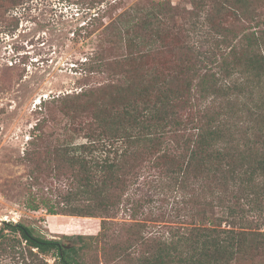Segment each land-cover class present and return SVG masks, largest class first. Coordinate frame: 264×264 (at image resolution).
Masks as SVG:
<instances>
[{
  "label": "trees",
  "instance_id": "1",
  "mask_svg": "<svg viewBox=\"0 0 264 264\" xmlns=\"http://www.w3.org/2000/svg\"><path fill=\"white\" fill-rule=\"evenodd\" d=\"M229 2L193 0L187 11L192 18L205 13L204 23L218 36L211 33L220 62L214 52L201 56L185 47L184 28L172 23L177 7L169 1L145 0L134 6L140 17L132 18V12L117 17L114 30L127 54L115 70L110 68L116 79L41 102L47 113L58 110L70 119L63 142L47 152L49 160L53 157L59 163L57 178L62 177L60 170L69 169L67 189L55 203L37 201L34 196L25 203L28 210L42 208L49 216L97 219L99 231L65 236L81 243L79 248L66 249L59 241L35 236L19 222H3L0 256L10 255L25 264H49L46 257H52L54 264H82L89 247L84 240H90V248L106 243L108 220L116 215L129 187L150 169L155 173V183L150 185L156 193L180 196V200L159 199L171 206L173 224H178L159 231L157 237L137 235L122 246H110L111 257L122 260L130 256V249L141 246L142 253L126 259V264H251L256 258L264 264L260 223L264 210V17L249 4L243 6L244 0L234 1L239 6ZM160 55L169 59L160 60ZM148 58L158 65L146 67L143 63ZM106 67L96 58L90 72ZM255 90L261 94L246 120L252 129L240 127L243 122L235 121L231 107L226 111L201 106L210 96L231 102L245 93L252 97ZM242 106L241 112L250 108L247 102ZM35 127L39 134L31 145L36 150L26 153L28 163L46 139L40 126ZM81 136L86 141L73 144ZM200 196H210L211 202L201 204ZM147 203L143 198L136 204L142 208ZM139 207L132 216L140 212ZM208 208H217L220 215L208 216ZM22 243L23 251L18 250Z\"/></svg>",
  "mask_w": 264,
  "mask_h": 264
},
{
  "label": "rangeland",
  "instance_id": "2",
  "mask_svg": "<svg viewBox=\"0 0 264 264\" xmlns=\"http://www.w3.org/2000/svg\"><path fill=\"white\" fill-rule=\"evenodd\" d=\"M144 1L19 0L18 4L10 5L4 0L0 3V228L3 222H19L29 227L35 236L71 244L75 248L81 246L80 241L76 237L65 236L95 234L99 231L100 221L97 219L49 216L42 208L33 212L25 207V203L33 196L37 201L55 203L70 181L69 169L60 170L62 177L57 178L59 163L53 157L52 160L47 157V152L58 147L69 133L70 119L58 110L47 113L45 107H41V102L84 92L115 80L110 68L115 70L117 63H123L127 50L114 30V22L126 12H132V18L140 17L134 11V6ZM165 1L177 7L173 12L172 23L184 28L185 47L193 48L201 56L214 52L220 62V53L211 33L216 39L218 36L214 32L210 33L208 24L204 23L205 13L201 12L199 18L188 16L187 11L192 9L193 0ZM234 1L230 0L227 4L233 2L239 6ZM244 1L245 4L241 3L243 6L249 4L256 14H263L264 17V2ZM165 44H170V41L166 40ZM155 46L158 48L161 43L157 41ZM222 51L225 49L222 48ZM161 55L160 60L169 59L165 55L161 59ZM96 58L107 65L105 71L90 72L91 61ZM144 62L146 67L158 65L150 58ZM259 94L261 92L255 90L252 97L245 93V96L233 98L231 102L220 95L210 96L201 106L213 105L215 110L225 108L226 111L231 107L235 121L241 119L243 124L240 127L248 130L252 129V125L246 121L247 114L258 104ZM244 102L250 108L241 112ZM36 125L40 126L46 139L37 149V156L28 163L26 153L36 150L31 145L34 136L39 134ZM85 141L82 136L76 137L73 144ZM154 176L153 170L146 169L137 183L129 187L116 215L108 220L110 231L105 244H93L90 248V240H84L89 247L82 255V264H126V259H135L142 253L141 246L130 249V256L125 255L122 260L111 257L110 246H122L137 235L143 238L157 237L159 231L165 232L168 226L178 224H173L176 221L170 215L171 206L159 199L164 197L173 201L180 200V196L175 192L156 193L157 190L151 188L155 183ZM143 198H147L150 203L140 208L136 203L140 204ZM198 200L201 204H207L211 202V197L200 196ZM135 207L141 210L132 216ZM201 208H206V205ZM199 209L200 206H196V210ZM207 213L210 217L220 215L217 208H208ZM260 223L264 232V210ZM23 246L22 243L18 250L23 251ZM46 259L49 264H54L52 257ZM0 264L25 263L10 255H1ZM251 264H263V261L256 258Z\"/></svg>",
  "mask_w": 264,
  "mask_h": 264
},
{
  "label": "water",
  "instance_id": "3",
  "mask_svg": "<svg viewBox=\"0 0 264 264\" xmlns=\"http://www.w3.org/2000/svg\"><path fill=\"white\" fill-rule=\"evenodd\" d=\"M62 246H64L66 249H68V248H70L72 245H71V244H66V245H65V244L62 243Z\"/></svg>",
  "mask_w": 264,
  "mask_h": 264
}]
</instances>
